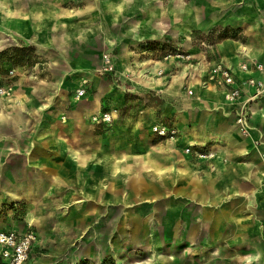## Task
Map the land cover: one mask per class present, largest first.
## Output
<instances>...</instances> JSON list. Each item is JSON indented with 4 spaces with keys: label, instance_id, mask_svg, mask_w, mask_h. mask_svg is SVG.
<instances>
[{
    "label": "rangeland",
    "instance_id": "374dc122",
    "mask_svg": "<svg viewBox=\"0 0 264 264\" xmlns=\"http://www.w3.org/2000/svg\"><path fill=\"white\" fill-rule=\"evenodd\" d=\"M8 1L16 11L13 18L0 14V40H9L0 50V85L6 89L0 94V106L12 117L0 120V234L34 236L27 264H97L94 258L105 252L101 264H118L119 259L129 264L149 256L154 257L152 264H248L242 229L250 197L229 196L233 186L231 180L223 181L229 175L223 163L245 175L242 150L249 146L248 139H256L251 128L247 134L240 131L225 97L226 104L212 105L204 93V88L217 92L208 75L230 57L216 46L205 49L194 40L218 31L217 44L233 39L241 54L247 38L233 27L206 30L195 27L187 16L176 19L170 14L176 0H161L154 3L157 40L144 45L150 52L131 61L119 58L117 72L110 75L104 70L103 55L115 47L123 28L108 31L109 42L102 31L85 42L68 38L70 49L62 53L61 38L78 33V27L67 31L55 18L31 20L41 13L37 3ZM181 1L198 14V0ZM94 4L100 11L104 6L102 0ZM85 5L83 1L63 7ZM201 19L198 15L200 23ZM186 26L192 29L189 42L182 30ZM24 28L30 37L37 36L45 53L34 43L10 39L11 32L22 33ZM174 76L179 79L172 85ZM159 78L165 80L162 85L150 84ZM194 80L198 85L192 87ZM57 82L50 100L42 91L40 98L29 94L36 84ZM164 84L172 85L168 92ZM81 87L87 90L83 97L78 94ZM16 93L28 95L25 99L33 95L38 102L22 103L23 97L15 98ZM97 97L101 112L91 115ZM10 98L14 100L8 103ZM104 113H110L113 121L97 124L94 118ZM158 126L178 133L160 136L154 132ZM18 127L25 130L23 138L14 137L12 131ZM198 127L205 145L193 146L187 138ZM233 130L240 135L226 138L225 134L235 135ZM216 145L221 157L213 161L218 157L212 150ZM21 147L30 152L28 168H22ZM188 149L197 174L182 176ZM112 161L126 170L112 176L101 165ZM21 180L30 183L24 184L30 196L19 190L22 198L11 201L7 189L17 188ZM36 212L40 214L33 222ZM131 246L136 249H128ZM170 255L176 260L168 261Z\"/></svg>",
    "mask_w": 264,
    "mask_h": 264
},
{
    "label": "crops",
    "instance_id": "0c3cea01",
    "mask_svg": "<svg viewBox=\"0 0 264 264\" xmlns=\"http://www.w3.org/2000/svg\"><path fill=\"white\" fill-rule=\"evenodd\" d=\"M59 1L62 3V6H77L83 1L86 2V0H77L76 2H69V0ZM117 1L118 0L114 2L109 1V3L106 4L103 3L104 6L102 7L101 14L105 19V29H107V32L109 31V33H111V31H114L113 29L115 27L123 28L115 47L111 49L117 57L116 67L119 68V58H128L131 61L132 58L135 59L141 56L139 53L150 52V48H146L148 46L144 48V45H148L147 43L157 40L158 30L156 25V0H150L148 4H144L142 0H139V3L134 4L130 11L123 14L121 13V16L114 20L113 17L116 15L115 3ZM198 15L202 18V24H213V27L225 26L236 28L237 35L243 34L244 37L247 38L249 42L247 45H249L251 49L248 55L249 57L242 56V54L241 56L248 59H255L264 65V0H198ZM183 16L187 15L183 14ZM139 25H141L139 29L132 30V28ZM208 28L211 29L210 27ZM235 38H237V36ZM237 45L238 42L233 39H231L230 43L225 42L216 45V48H219V51L223 53V55L230 57L221 62L232 68L234 73L240 78L247 77L250 74L259 76L257 72H251L247 75L240 72L239 64L243 58L238 52ZM227 46H229V50ZM256 49L262 51L258 56L255 55ZM55 84L57 83H52L50 85L44 84L43 86H46V93L43 92L42 87L36 84V86L32 87L33 91L29 94L36 95V97L40 98L41 93H39V91H42L45 98L49 99L48 94L52 93L51 89L53 90ZM51 85L53 86L51 87ZM34 87L37 88V93H35L36 90ZM217 92L224 96L223 92L219 89ZM53 93L55 94V91ZM33 95L31 97L29 96V98L27 97V99L25 98L28 95H24V102H31L34 100V102L37 103L38 100ZM26 105H29V103ZM30 105L32 106V103H30ZM230 109L232 110L231 112L234 118L237 117V115H235L237 107L231 106ZM253 112L254 115L250 121V126L253 138L256 140H253V144L250 140L249 146H246L245 150H242L245 152L246 159V165H244L246 166L245 168H247L245 169V175H242L240 171L234 172L232 167L227 165L228 163H223V166H227L223 167L224 170L227 168L229 169V175L225 174L226 178H224L223 181H226L224 183L227 184L228 180H231L229 185L233 186V189L231 190V195H229L230 197H250V201H248L249 198L246 200L245 215L247 221L246 226L242 229L244 235H246L245 238H243L246 241L245 252L250 259L248 264H264V96L253 105ZM12 132L14 137L18 138H23L26 135L25 130L19 127L15 132ZM215 136L218 137L220 134ZM225 137L227 138L226 134ZM21 148L22 151L20 152L21 155L19 158L22 161V168H28L30 165L28 162V154L30 152H25L24 147ZM187 155L191 158L193 154L188 153ZM220 157L221 156L218 155L213 161L219 160ZM239 169L243 170L241 168ZM12 181L14 182V179ZM13 182L12 184H14ZM22 182L23 185L26 182L29 183L28 181L24 182V180Z\"/></svg>",
    "mask_w": 264,
    "mask_h": 264
},
{
    "label": "bare ground",
    "instance_id": "6f19581e",
    "mask_svg": "<svg viewBox=\"0 0 264 264\" xmlns=\"http://www.w3.org/2000/svg\"><path fill=\"white\" fill-rule=\"evenodd\" d=\"M15 3H20L21 0H13ZM30 2H34L37 3V6L40 7L41 9V13H38L37 15H35L34 17L31 18V20L34 21H43L44 19H49V18H55L60 25H62V27L64 28V30H71L73 28H77L79 32L78 33H74L71 35V33H65V36L61 38V50L62 53H67L68 50L70 49L71 44H68L67 39L71 38L72 41L77 40V41H86L94 32L96 31H102L104 32V34L107 36L106 40L109 42V34L108 32L105 30V19L103 18L101 11L95 6L94 1L95 0H86V5L83 8H78V9H66L62 6V3L59 0H29ZM110 0H102V3H109ZM144 4H148L150 0H142ZM139 0H118L115 3V8H116V15L113 17L114 20L118 19L121 16V13H125L127 11H130V9L134 6V4H138ZM157 4L161 3V0H156ZM158 7H161V5H159ZM11 5L9 3L8 0H0V14L3 15L7 18H13L15 15L13 14V11L15 9H10ZM114 8V10H115ZM16 11V10H15ZM170 14L178 19L181 16H183V14L189 16V18L192 20V23L195 27L201 28V29H209L208 27L212 28L214 25L213 24H202L199 22L198 20V14L197 12L190 6V4L185 3L181 0H176L175 2H173L172 8L170 10ZM27 19H30V17L27 15L26 16ZM25 19V20H27ZM40 22L39 26H42V23ZM141 25L136 26L133 29H139ZM131 30V31H132ZM181 30L178 29V31ZM186 36H187V41L189 42V38L191 35V28L186 26L184 29ZM28 30L27 29H23L22 33H13L11 32V40L12 41H16L18 39L21 40H25L27 41L28 44L30 43H34V45L38 46V50L40 53H45L47 50L43 45H40L38 42V38L37 36L35 37H30L28 35ZM73 36V37H71ZM74 38V39H72ZM9 40L7 38H3L0 40V50L3 48V46L8 42ZM254 48V47H253ZM250 46H242L241 49V54L242 56H246L249 57L248 55ZM262 51L260 49H256L255 51V55H259ZM240 54V55H241ZM195 58V57H194ZM149 76H146V79ZM179 79V76H174L173 78V83L174 84L175 81H177ZM196 84L192 85V87L198 85L197 84V80ZM162 82H165L164 79L159 78L158 80L151 82L150 84H154V85H162ZM59 82H57V84L54 85L53 87V91H55L56 89H58V84ZM41 84V85H40ZM37 86L42 87L43 88V92L46 93V86H43L44 83H40ZM171 85V86H172ZM53 85H51L52 87ZM163 86H165V92H168V90L171 88V86H169V84H164ZM34 89L36 90L35 93H37V88L34 87ZM205 90V94L208 97V101H211L212 105H215V103H217V101H220L222 103H225V99L224 96L216 91H212L211 88H204ZM25 95V94H24ZM54 93H50L48 94V98L51 99L53 97ZM21 98L23 97V94H17L15 95V98ZM218 99V100H217ZM8 103H10L12 100H14V98H10L8 99ZM22 103L24 102L23 98H21ZM0 104H3V100L1 101ZM18 111V113H20L21 109L16 108ZM92 110L90 111L91 115H95L97 113L101 112V103H100V99L99 97L95 98L94 101V105L93 108H91ZM214 110V109H211ZM114 117H116V111H113ZM12 117L5 113V111L2 109V106H0V120L1 121H8L9 119H11ZM20 118L22 119V121L24 122V117L20 116ZM22 126V125H21ZM201 127L195 128L193 131L190 132V134L188 135V140L187 142L193 146H201V145H205V136H203L200 132L199 129ZM24 130V129H22ZM235 132V135H229L227 134V138L230 140H233L234 136L238 137L240 134L239 130H233ZM248 142H250V140H247ZM215 142H218L217 140H215ZM253 142V141H252ZM250 144V143H249ZM212 150L215 154H218L219 156H221L220 154V146L216 145L214 147H212ZM70 153V152H69ZM77 154V153H76ZM76 154H72V157H74L75 159H79V157ZM244 165H246V163H243ZM101 165L103 167H107L111 173L112 176L116 177L117 174L121 171H125L126 167L123 164H119L118 162L112 161V162H107L106 164H102ZM105 165V166H104ZM214 170H212L213 172ZM180 173L182 176H185L186 174H192V175H196L197 174V168L195 166H193L191 164V161L189 160V157L184 158L183 159V164L180 167ZM211 172H207L206 174L209 175ZM24 191L26 192V197L30 196V191L28 188H25V185H23V182L20 181L19 182V186L17 188H13V187H9L7 189V191L9 192V194H11V201H18L22 198V195L20 193V191ZM80 203V202H78ZM171 208H174L173 206H170ZM39 212H36V214H34V218H33V222H35L36 220H38V216H39ZM128 249H136V247H130ZM155 250V249H154ZM107 252L100 253L98 255V257H95V261L97 264H101V260L103 258V256L106 254ZM151 258H154L153 256H149L148 260H136L132 263L129 264H152V260ZM81 260V257L79 256V258L77 259ZM168 261H175L176 257H174V255H170V257H168L167 259ZM118 264H128L125 263L122 259L118 260Z\"/></svg>",
    "mask_w": 264,
    "mask_h": 264
},
{
    "label": "built area",
    "instance_id": "2783aa9c",
    "mask_svg": "<svg viewBox=\"0 0 264 264\" xmlns=\"http://www.w3.org/2000/svg\"><path fill=\"white\" fill-rule=\"evenodd\" d=\"M77 0H69L76 2ZM218 31H212L199 35L194 40L205 49H212L217 45ZM246 57V56H245ZM244 57V58H245ZM104 70L106 73L113 75L117 72L115 56L112 52L106 51L103 55ZM241 73L246 75L251 72L259 73V76L250 74L247 77H238L233 69L226 64L220 62L217 64L208 75V83L223 92L224 97L230 106H241L237 110V124L240 126V131L247 134L251 128L250 121L254 115L253 105L264 96V65L255 59L245 58L244 62L239 66ZM86 83V82H85ZM6 89L0 85V94H5ZM87 90L81 87L78 91L79 97L85 96ZM97 124L111 123L113 117L110 113H104L96 116ZM154 132L160 136L167 134L176 135L178 131L173 129L168 131L163 127H155ZM190 153V149L187 150ZM200 158H208L204 154H198ZM210 157L214 156L209 154ZM33 235H21L13 233L0 234V259L4 264H27L30 260Z\"/></svg>",
    "mask_w": 264,
    "mask_h": 264
}]
</instances>
